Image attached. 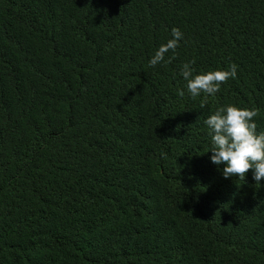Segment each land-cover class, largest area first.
<instances>
[{
	"label": "trees",
	"instance_id": "obj_1",
	"mask_svg": "<svg viewBox=\"0 0 264 264\" xmlns=\"http://www.w3.org/2000/svg\"><path fill=\"white\" fill-rule=\"evenodd\" d=\"M192 60L237 76L194 99ZM227 104L264 131V0H0V264H264V179L210 159Z\"/></svg>",
	"mask_w": 264,
	"mask_h": 264
},
{
	"label": "clouds",
	"instance_id": "obj_2",
	"mask_svg": "<svg viewBox=\"0 0 264 264\" xmlns=\"http://www.w3.org/2000/svg\"><path fill=\"white\" fill-rule=\"evenodd\" d=\"M183 39L179 28L171 29V38L161 44L149 60V66L155 67L165 62V54L171 51L175 54ZM173 57H169L168 63ZM195 60L186 62L181 67V75L186 81V90L192 98L201 94L215 95L221 85L237 76V65L231 63L227 69H215L195 74L191 66ZM184 90H179L183 96ZM204 107V104H201ZM258 115L256 109L242 108L234 104L221 106L210 114L204 124L211 138V162L223 164L221 170L224 178L238 177L245 180L251 170L253 179L259 183L264 179V131L257 132L254 118Z\"/></svg>",
	"mask_w": 264,
	"mask_h": 264
}]
</instances>
